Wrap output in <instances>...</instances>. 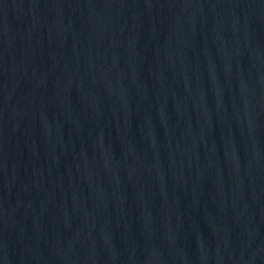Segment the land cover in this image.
<instances>
[{"label": "water", "instance_id": "obj_1", "mask_svg": "<svg viewBox=\"0 0 264 264\" xmlns=\"http://www.w3.org/2000/svg\"><path fill=\"white\" fill-rule=\"evenodd\" d=\"M0 264H264V0H0Z\"/></svg>", "mask_w": 264, "mask_h": 264}]
</instances>
